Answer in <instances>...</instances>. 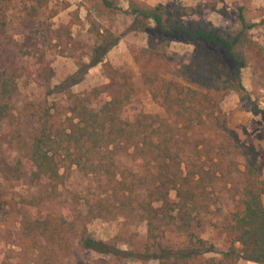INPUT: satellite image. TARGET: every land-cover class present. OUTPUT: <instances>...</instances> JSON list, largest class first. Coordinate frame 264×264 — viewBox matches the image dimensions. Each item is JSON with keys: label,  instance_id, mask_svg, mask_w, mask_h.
<instances>
[{"label": "trees", "instance_id": "16d2710c", "mask_svg": "<svg viewBox=\"0 0 264 264\" xmlns=\"http://www.w3.org/2000/svg\"><path fill=\"white\" fill-rule=\"evenodd\" d=\"M4 3L17 11L24 30L35 26L38 15L49 5L47 0ZM104 5L111 7L106 1ZM216 9L213 3L211 10ZM187 11L179 6L168 12L162 5L151 6L140 0L129 4V15L148 36L147 47L132 50L131 56L152 101L164 111L163 117L143 112L126 116L135 95L134 74L128 68L117 69L105 62L108 52L119 42V38L107 34L82 67L87 70L101 66L108 83L85 94L64 91L72 116L65 139L43 135L34 139L26 163L18 160L11 166L0 161V174L9 183H19L28 165L32 181L57 188L65 183L57 162L63 150L71 157L72 165L83 168L89 164L91 174L99 178L89 194L91 198H86L85 216L77 212L73 219H67L48 214L32 221L26 229L35 234L28 242L37 253L35 264H60L62 257L76 251L116 258L123 253L118 240H97L86 224L121 215L147 225L150 245L146 249L154 252L140 256L159 264H264V179L258 155L253 147L239 143L221 108L223 98L233 91L241 102L251 103L252 113L264 117V110L252 102L242 83V72L249 67L264 75V50L249 37L255 24L247 20L246 3L236 8L237 30L216 28L202 20L186 25ZM0 21L2 34L6 18ZM31 35L16 51L0 46V122L16 94L17 79L30 69L25 66V57L31 56L28 42L35 39ZM60 36L66 44L73 41L69 32ZM172 43L195 48L189 64L177 63L168 56ZM45 114L49 116V110ZM123 156L131 158L128 166L120 162ZM237 158L243 168L240 202L228 213L238 238L227 250L218 252L194 232L193 224L219 201L216 185L224 169L235 166ZM171 192L176 193V203L170 201ZM173 226L186 240L176 250L163 248L158 233L162 230L164 234L163 229ZM210 254L219 258H206ZM129 256L138 257L134 252Z\"/></svg>", "mask_w": 264, "mask_h": 264}, {"label": "rangeland", "instance_id": "374dc122", "mask_svg": "<svg viewBox=\"0 0 264 264\" xmlns=\"http://www.w3.org/2000/svg\"><path fill=\"white\" fill-rule=\"evenodd\" d=\"M2 1L0 20L6 18V26L0 34V46L16 51L28 35H34L35 39L28 42L31 56L25 57V66L33 71L26 69L24 75L17 79L16 94L9 101L6 117L0 122V161L11 166L18 160L26 163L34 139L43 135L59 141L65 139L64 134L69 132L72 116L64 91L70 89L75 94H85L108 83L101 66L87 70L82 67L89 63L88 56L101 43L102 36L107 34H113L119 38V42L108 52L105 62L117 69L128 68L134 74L135 95L126 116L140 112L164 116V111L152 101L142 84L131 56L132 50L148 45V36L129 15L130 2L137 0H47L49 5L38 15L36 25L26 30L20 25L17 11L7 3L2 4ZM104 1L111 7H106ZM140 1L151 6L162 5L168 12H173L179 6L185 8L188 10V16L184 19L186 25L202 20L216 28L225 26L231 30L239 29L236 8L246 3L249 8L247 20L255 24L249 37L264 50V0ZM213 3L217 4L215 11L211 10ZM68 32L73 40L70 44H66L63 37L59 39L60 35L65 36ZM167 53L177 63L189 64L195 48L183 43H172ZM242 83L252 102L264 110V75L249 67L242 72ZM221 108L227 115L228 128L238 137L239 143L255 149L260 176L264 179V117L252 113L251 103L241 102L233 91L223 98ZM47 110L49 116L45 114ZM73 122L76 123V120ZM130 161L129 156L120 158L124 166H128ZM57 162L65 178V183L57 188L32 181V171L27 164L26 173L19 183H9L0 174V264L3 261L4 264L9 261L35 264L37 253L28 243L35 234L26 230L35 219L48 214L67 219H73L77 212L86 215V200L91 198L89 194L95 190L99 178L91 174L89 164L83 168L72 165L71 157L63 150ZM235 162V166L224 169V176L216 185L214 191L219 201L214 203L209 213L200 215L193 224L194 232L213 244L218 252L227 250L238 238L229 215L238 208L240 202L243 168L239 158ZM169 197L172 203L177 202L175 192H171ZM262 201L264 205V197ZM86 227L97 240L108 242L116 238L119 250L127 255L122 253L116 258H108L76 251L62 257L60 264H102L103 261L110 264H159L158 261L140 256H144L145 252H154L153 249H146L150 241L145 223L121 215L116 219L90 221ZM163 230L164 234L162 230L158 231L163 248L176 250L182 247L186 241L184 234L174 226ZM133 252L138 257L129 256ZM212 257L219 258L216 254L206 256Z\"/></svg>", "mask_w": 264, "mask_h": 264}]
</instances>
